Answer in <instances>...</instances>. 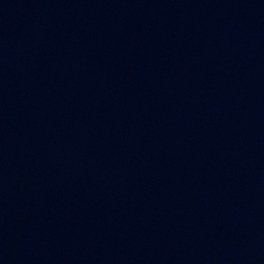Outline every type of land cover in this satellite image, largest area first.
Segmentation results:
<instances>
[{"label": "water", "instance_id": "1", "mask_svg": "<svg viewBox=\"0 0 264 264\" xmlns=\"http://www.w3.org/2000/svg\"><path fill=\"white\" fill-rule=\"evenodd\" d=\"M132 67L264 128V0H20Z\"/></svg>", "mask_w": 264, "mask_h": 264}]
</instances>
